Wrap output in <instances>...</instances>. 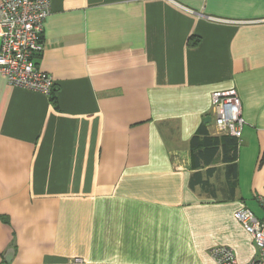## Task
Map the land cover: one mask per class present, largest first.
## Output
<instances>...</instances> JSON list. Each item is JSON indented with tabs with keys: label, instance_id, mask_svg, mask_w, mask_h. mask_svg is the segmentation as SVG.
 <instances>
[{
	"label": "crops",
	"instance_id": "obj_1",
	"mask_svg": "<svg viewBox=\"0 0 264 264\" xmlns=\"http://www.w3.org/2000/svg\"><path fill=\"white\" fill-rule=\"evenodd\" d=\"M42 43L50 96L0 75V264H210L216 245L248 264L234 214H261L264 0H50ZM230 90L235 168L193 169Z\"/></svg>",
	"mask_w": 264,
	"mask_h": 264
},
{
	"label": "built area",
	"instance_id": "obj_2",
	"mask_svg": "<svg viewBox=\"0 0 264 264\" xmlns=\"http://www.w3.org/2000/svg\"><path fill=\"white\" fill-rule=\"evenodd\" d=\"M49 13L50 0H0V75L11 87L51 95L52 77L35 66V59L43 50V23ZM211 106L210 117L216 135L240 140L245 122L237 94L232 90L214 92ZM258 203L259 216L247 208H240L234 214L256 249L248 264H264V192L258 197ZM208 253L210 264H238L228 246H213Z\"/></svg>",
	"mask_w": 264,
	"mask_h": 264
},
{
	"label": "trees",
	"instance_id": "obj_3",
	"mask_svg": "<svg viewBox=\"0 0 264 264\" xmlns=\"http://www.w3.org/2000/svg\"><path fill=\"white\" fill-rule=\"evenodd\" d=\"M238 141L228 136H211L204 125H201L196 134L189 141L191 165L196 169L200 165H210L216 155L220 153L221 162L226 164L227 172L235 168ZM229 170V171H228ZM206 185V182H198ZM194 184L191 181V187Z\"/></svg>",
	"mask_w": 264,
	"mask_h": 264
},
{
	"label": "water",
	"instance_id": "obj_4",
	"mask_svg": "<svg viewBox=\"0 0 264 264\" xmlns=\"http://www.w3.org/2000/svg\"><path fill=\"white\" fill-rule=\"evenodd\" d=\"M209 121V118H207L206 120H204V123H207Z\"/></svg>",
	"mask_w": 264,
	"mask_h": 264
}]
</instances>
